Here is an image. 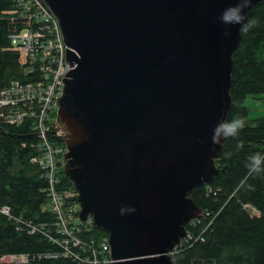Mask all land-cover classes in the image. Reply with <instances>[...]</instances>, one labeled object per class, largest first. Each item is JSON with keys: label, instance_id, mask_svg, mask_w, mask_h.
<instances>
[{"label": "water", "instance_id": "obj_1", "mask_svg": "<svg viewBox=\"0 0 264 264\" xmlns=\"http://www.w3.org/2000/svg\"><path fill=\"white\" fill-rule=\"evenodd\" d=\"M44 1L68 46L57 120L82 219L108 233V264H174L203 215L190 192L220 173L226 138L212 130L229 116L242 33L218 17L237 0Z\"/></svg>", "mask_w": 264, "mask_h": 264}, {"label": "trees", "instance_id": "obj_2", "mask_svg": "<svg viewBox=\"0 0 264 264\" xmlns=\"http://www.w3.org/2000/svg\"><path fill=\"white\" fill-rule=\"evenodd\" d=\"M18 3L0 0V88L32 77L12 49L11 35L32 26L9 12L18 9ZM247 20L256 24L242 33L234 54L233 103L227 120L245 117L249 113L246 98L264 94V1ZM33 122L27 119L15 125L0 117V258L27 254L30 261L24 264H78L65 257H45L54 249L53 243L43 233L31 232L30 226L55 220L53 212L44 208L49 201L48 183L31 162L37 153L32 144L38 141ZM238 142H243L240 150ZM255 153L264 154V113L253 124H244L238 137L225 139L217 158L220 173L190 192L205 219L197 228L191 223L186 228L203 233L175 255L176 264H264V174H249L246 167L247 158ZM62 177L65 184H73L64 170ZM246 205L254 206L260 216L251 215ZM3 207L9 212H3ZM97 234L108 235L100 229ZM0 264L19 263L0 260Z\"/></svg>", "mask_w": 264, "mask_h": 264}, {"label": "built area", "instance_id": "obj_3", "mask_svg": "<svg viewBox=\"0 0 264 264\" xmlns=\"http://www.w3.org/2000/svg\"><path fill=\"white\" fill-rule=\"evenodd\" d=\"M18 2L19 8L9 12L27 19L32 26L11 35L12 49L18 52L20 64L32 77L0 88V117L15 125L27 119L34 121L38 141L32 144L37 153L31 157V162L39 167L41 177L48 183L50 210L55 215L51 223L30 226L31 232L39 231L53 243L54 249L46 252L45 257H65L78 264H108L113 261L109 235L97 234L92 216L82 219L78 190L73 184L63 182L62 170L67 163L68 148L57 118L54 121L50 118V113L59 109L64 79L71 70L67 60L68 46L58 18L44 0ZM245 208L251 215L260 216L254 206L246 205ZM6 212H9L8 208ZM202 219H205L204 213L191 222L192 226L197 228ZM202 233L188 231L175 252L174 249L170 252L172 257ZM0 260L24 264L30 257L8 254Z\"/></svg>", "mask_w": 264, "mask_h": 264}, {"label": "clouds", "instance_id": "obj_4", "mask_svg": "<svg viewBox=\"0 0 264 264\" xmlns=\"http://www.w3.org/2000/svg\"><path fill=\"white\" fill-rule=\"evenodd\" d=\"M252 0H237L235 6H230L223 10L221 15L218 17V21L223 25H240L241 33L249 31L256 24L255 20L248 21L244 14L245 9L251 7ZM231 35L227 28L223 32L224 37H229ZM244 127L243 120L232 119V120H222L216 124L212 132V142L219 143L221 139L225 138H236L238 137L240 131ZM237 150L243 148V142H238L236 144ZM246 167L249 174H264V154L255 153L247 158ZM124 209H121L123 213ZM129 212H134L135 209H128ZM197 219V218H195ZM194 220V219H193ZM192 220V221H193ZM191 221V222H192ZM190 222V223H191ZM188 232V231H187ZM172 256V255H171ZM175 262V257H172Z\"/></svg>", "mask_w": 264, "mask_h": 264}, {"label": "rangeland", "instance_id": "obj_5", "mask_svg": "<svg viewBox=\"0 0 264 264\" xmlns=\"http://www.w3.org/2000/svg\"><path fill=\"white\" fill-rule=\"evenodd\" d=\"M245 105L248 107L249 113L245 117L240 118V120H243L244 124H253L254 120L264 113V94L248 96L245 100ZM57 115H58L57 111L50 113L51 121H54L57 118ZM44 208H48V209L51 208L50 201L46 203ZM6 209L7 207H3V212H6ZM202 224H203V220L202 223H200V225ZM96 229H97L96 231L98 232L99 229L98 228ZM178 245H180V243ZM175 248H174V252H175Z\"/></svg>", "mask_w": 264, "mask_h": 264}]
</instances>
